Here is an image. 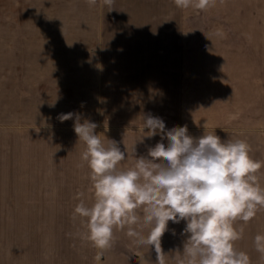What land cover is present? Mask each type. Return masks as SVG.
<instances>
[{"label":"crops","instance_id":"0c3cea01","mask_svg":"<svg viewBox=\"0 0 264 264\" xmlns=\"http://www.w3.org/2000/svg\"><path fill=\"white\" fill-rule=\"evenodd\" d=\"M110 7L104 0L95 6L86 0H0V186L60 182L41 189L61 186L68 190L63 196L82 193L78 200L90 196L93 203L91 170L82 159L86 145L75 123L94 122L101 141L113 140L125 153L117 167L129 169L136 158H150L157 142L167 146L166 137H149L143 128V117L151 115L166 130L186 126L193 138L214 129L222 141H246L249 155L262 164L256 175L264 188L263 126L246 119L262 115L263 64L245 55L264 51V29L231 27L219 11L179 8L174 0H113ZM237 17L246 22L244 13ZM198 54L214 60L199 61ZM204 67L213 71L200 82ZM66 113L72 118L61 121ZM263 213L261 207L233 227L257 228L251 223ZM137 215L143 225L142 208ZM128 239L122 247L114 242L116 249L98 264H146L127 252L137 243ZM174 254L164 253L165 264H177Z\"/></svg>","mask_w":264,"mask_h":264},{"label":"clouds","instance_id":"9594fccd","mask_svg":"<svg viewBox=\"0 0 264 264\" xmlns=\"http://www.w3.org/2000/svg\"><path fill=\"white\" fill-rule=\"evenodd\" d=\"M95 6L97 0H86ZM113 0H104L109 6ZM179 8L190 6L203 10L215 0H174ZM63 114L61 121L71 119ZM143 128L149 137L161 134L167 146L157 142L149 149L150 158H136L134 167L119 169L125 153L110 140L107 145L94 132L97 125L85 121L75 123L74 132L86 145L82 159L91 170L94 202L83 200L74 214L85 218L87 239L102 250L111 247L113 230L127 228L139 245L154 247L157 264H165L161 237L169 221H185L187 240L179 264H250L248 255L237 251L234 242L242 238L237 219L247 223L257 210L264 207V188L256 173L260 161L250 155L249 144L240 139L222 141L214 129L198 138L188 134L186 126L166 130L159 117H143ZM77 193V197L82 196ZM143 209V224L149 230L142 235L133 226L141 223L137 209ZM258 252L264 254V235L254 237Z\"/></svg>","mask_w":264,"mask_h":264},{"label":"rangeland","instance_id":"374dc122","mask_svg":"<svg viewBox=\"0 0 264 264\" xmlns=\"http://www.w3.org/2000/svg\"><path fill=\"white\" fill-rule=\"evenodd\" d=\"M216 3L215 0L214 4L207 7L208 11H219L224 17H229L231 27L237 28L244 24V27L264 29V0H218L219 4L216 5ZM243 13L246 15V22L237 17ZM220 55L224 60L238 61L240 59V54H218V56ZM245 55L248 62L262 61L264 83V51L261 54ZM198 57L199 61L214 60L209 54H198ZM198 71L203 76L200 78V82H202L203 78L206 81L205 74L213 70L204 67ZM230 71L238 72V69H230ZM201 87L200 85V89H202ZM201 94L199 99L203 100ZM261 113L260 117L258 115L257 117L250 116L246 119L249 126L262 125L264 134V104ZM200 119L206 121L207 118L204 116ZM38 183L39 186L47 184L49 187L61 184L60 182ZM36 184L35 181L23 180L17 183L18 186L14 190L0 186V264H98L101 259L97 260L96 257L102 250L96 248L86 238L85 218L74 214L75 204L80 203V200L77 197L63 196L64 192L68 190L61 186L42 190V186L39 189L36 188ZM90 184L92 182H87V191L92 187ZM46 193L49 194L42 195ZM4 194L7 195L4 196ZM90 199V196L82 198L84 203L89 206L92 204ZM234 223H236L235 226L244 224V222ZM185 224V221L168 222V225H172V227L167 225V229L161 237L163 253L167 252L169 256H174V253H177V264L183 256V247L187 240L188 234L183 232ZM251 224H257L258 227L243 228L241 241L236 240L234 247L240 251L239 247L246 246L242 251H247L250 264H264V254L258 252L254 245V237L257 234L264 235V213L256 223ZM139 225L141 227L137 224L135 229L146 236L149 230L148 226L142 225V223ZM235 229L239 231L242 228ZM127 230V228L113 230L110 250H103V256L116 249L117 244L114 242L124 244L129 240L130 237L126 234ZM107 251L109 252L106 253ZM127 252L133 259L146 261V264H157L156 252L152 246L129 243Z\"/></svg>","mask_w":264,"mask_h":264}]
</instances>
